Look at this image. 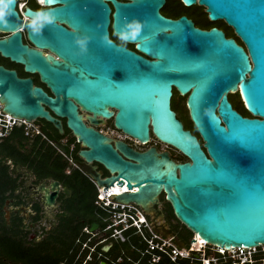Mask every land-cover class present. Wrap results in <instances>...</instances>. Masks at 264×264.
I'll use <instances>...</instances> for the list:
<instances>
[{"label": "water", "instance_id": "95a60500", "mask_svg": "<svg viewBox=\"0 0 264 264\" xmlns=\"http://www.w3.org/2000/svg\"><path fill=\"white\" fill-rule=\"evenodd\" d=\"M182 1L203 6L210 21L223 20L244 48L216 27L200 29L184 16L163 17L159 8L164 0H56L55 20L40 33L31 32L15 8L9 24L0 26L5 34L0 56L37 73L53 97L30 78L0 65V104L14 117L43 119L59 133L64 118L80 143L78 157L109 173L100 178L95 167L85 171L103 191L109 185L136 188L127 193L114 189L112 199L147 211L163 192L175 218L207 244L256 247L264 244V0ZM108 2L113 5L114 32L125 17L143 23L140 36L130 42L145 57L110 40ZM29 9L23 8L25 17ZM23 32L33 47L22 42ZM82 35L89 37L83 54L74 43ZM104 35L111 44L101 39ZM172 87L186 95L189 118L205 151L171 109ZM235 92L251 117L232 108L227 95ZM76 104L90 113V122L113 115L115 127L124 134L145 143L152 133L187 160L174 162L154 148L136 152L116 142L130 159L125 160L106 136L84 124ZM53 146L65 154L59 141ZM46 182L37 191L47 209L56 205L60 183ZM61 191L65 197L71 194L66 187ZM98 226L93 222L89 230Z\"/></svg>", "mask_w": 264, "mask_h": 264}, {"label": "flooded vegetation", "instance_id": "af4514ba", "mask_svg": "<svg viewBox=\"0 0 264 264\" xmlns=\"http://www.w3.org/2000/svg\"><path fill=\"white\" fill-rule=\"evenodd\" d=\"M116 1L124 3L127 2L128 0H116ZM24 2H25V7H29L33 10H36L37 8L42 6L41 0H24ZM107 4L110 8L109 24L107 27L108 36L110 40L118 46H122L128 50H131L137 54L142 55L136 49V43L129 41L127 44L122 45L121 42L118 40V38L114 34L115 32L111 24L113 5L111 2H108ZM159 13L163 17L171 20H176L184 16L190 21H192L195 27L200 29H210L211 27H216L224 32L226 38H233L238 45L244 48L243 43L236 36V34L233 32L231 27H229L223 20L210 21L207 18L205 8L199 5L197 2L186 6L182 0H164L162 6L159 8ZM200 14H204V19H205L204 22H199L197 20V17ZM63 26L67 28L66 25ZM22 42L24 44H27L29 47H33L27 41L25 32H23L22 34ZM42 53L43 55L50 54L54 56V54L49 50H42ZM0 65H2L7 69L15 70L17 75L21 78H30L34 86L42 88V90H44L48 96L53 97V94L51 93L50 89L48 88L46 83L41 81L37 73H27L24 71L22 65L11 62L9 59L3 58L1 56H0ZM237 94L239 95L238 92H235V95L234 93H228L227 95V99L230 102L232 108L236 110L243 117H251V115L245 109L243 102L239 98L240 96L238 97ZM185 97L186 95H180L176 91V89L172 87L170 107L174 111L177 119L182 123L184 129H188L193 135L196 136L202 149L205 151V149L202 146V140L189 118L186 104L183 102V98ZM236 98L239 99L240 104H237ZM76 105H77V112L78 114L81 115L84 124L86 126L94 128L99 133L106 136L108 138V143H110L111 146L116 150V152H118V154H120L122 158H124L125 160H130V159L124 156L123 153L119 150V148L116 147V142H122L123 144H125L127 148L134 150L136 152H143L148 150L149 148H154L157 153L165 152L168 155L169 159L173 160L174 162H184V160H181V157L183 155L178 150L162 142H159L158 140L155 139L152 133H149V138L147 142L145 143L139 142L138 140L124 134L121 130L115 127L113 123V115L110 118H105L100 116L96 117L97 122L93 123L90 122V120L88 119L90 113L82 109L78 104ZM108 109L112 111L113 114L115 113L114 109L111 108ZM181 114L184 116H182ZM42 120L43 119H36L34 120V123L39 127L41 133L44 135V138L42 137V139L46 140L50 145L53 146V141L55 139L49 140L43 131L45 130L51 135H54L55 128L53 127L52 124H47L46 122H44L45 120L44 121ZM60 123L63 130L64 127H66L65 119L61 118ZM74 138H75V142L73 143H69L67 138H63L59 141L60 144H62L65 147L66 149L65 153H68L71 147L73 150L75 147V143H78V145L80 146V143L77 142L76 137ZM54 149L57 150L55 147ZM58 152L62 155L60 151ZM77 164L82 169L83 172L89 171L92 169V167H95L93 172L98 174L100 178H105L109 176L108 172H107L108 174L105 176L101 175L100 171H105L106 169L100 164L91 163V165H87L82 159L81 162ZM10 173L12 174V176L17 177L18 188L15 192L14 198H7L4 201L3 205L0 207V215L2 217V222H0V234L2 235L17 234L18 237H20L22 240H24V235H26L27 242H39L47 235L50 229L54 228L57 225V221L60 213L59 203L57 199L60 194H63L65 197V194L61 191V189L65 186L58 181L60 183V191L56 199V205L53 208L46 209L43 206V204L40 202V193L37 191V187L38 185H40V183L43 180H47L45 184L47 185L49 183L48 179L51 180L54 179L51 177H45L39 179L33 174V172L27 166L19 165V164L10 163ZM36 205L39 207V211L37 213L34 211V207ZM141 211L144 215L145 221L147 222L148 229H146L147 231H144V233L142 234L143 236L140 234L133 235V233H131L132 234L131 236L133 237L131 238V240L128 239V241H130L129 249L131 250L133 257L126 255L125 250L123 249L120 251L119 255L116 256L114 260L110 259V257L106 256L105 254L111 249L113 243L106 241L105 243H101L98 245L101 249V252L98 251L100 254L98 261L100 262L103 261L106 264H108L107 260H109L112 264H122V263L123 264L124 263L153 264L152 259L157 258L156 264H158L159 260H161L162 257L164 256L165 258L162 259V263L168 264L169 261H171L170 256L172 250L178 253L179 250H184L186 247H188L191 238L186 240L185 232L183 228L184 225L175 218L174 214H173L174 217L169 215V211H171L172 213L173 211L170 203L165 199V195L163 192L159 193L157 200L153 204L149 205L147 211L143 209H141ZM35 214H37L39 218L33 221L32 217ZM15 218H17V220H14ZM148 240H152L154 245H156L157 247L150 249L147 243ZM117 241L119 244L127 243L126 242L127 240L124 241L117 240ZM105 245H109L107 251L102 250V247H104ZM158 247H161L162 249H159ZM137 253H139V256L135 258ZM94 259L95 257L93 258V260ZM144 260L146 263H144ZM254 261L255 264H261V263L264 264V253H259L258 256L254 258ZM171 262H173L174 264H184V259L177 256L175 257L174 261ZM0 264H12L11 261L8 260L7 252L4 250L3 247H0Z\"/></svg>", "mask_w": 264, "mask_h": 264}, {"label": "trees", "instance_id": "16d2710c", "mask_svg": "<svg viewBox=\"0 0 264 264\" xmlns=\"http://www.w3.org/2000/svg\"><path fill=\"white\" fill-rule=\"evenodd\" d=\"M54 130V135L45 130L43 132L49 140L60 141L63 138H67L69 143L75 142V138L66 127L63 129V133H59L56 129ZM79 150L80 146L75 143L74 149L70 152L71 157L77 163L81 162L77 155ZM181 160L185 161L187 158L182 156ZM8 161L11 164L27 166L39 179L51 177L71 191V195L67 198L63 194L59 195L57 201L60 213L57 225L50 229L41 241L27 242L26 235H24V240H22L17 234H0V247H3L7 252L8 260L12 264H62V262L63 264H81L88 249L83 250L80 258L76 259L75 256L80 250L81 242L89 236L82 233V228L90 226L93 222H97L100 227L105 225L102 222L101 215L106 216V213L94 204L96 188L93 183L78 169H73L69 174H66L67 160L41 136L27 137L24 136L22 130L14 129L9 135L0 140V207L7 198H14L18 188L17 177L12 176L10 173V163ZM34 211L36 213L39 211L37 205L34 207ZM169 215L174 217L171 211H169ZM38 218V215L35 214L32 220L35 221ZM14 220H17V218ZM0 222H2L1 215ZM183 228L185 238L188 240L193 236V233L185 226ZM125 235L128 237L127 243L119 244L118 241L112 239L107 241L113 243V245L106 252V256L114 260L120 251L124 249L126 255L133 257L129 249L130 241H128L133 236H131L130 230L125 232ZM95 241L96 238L92 237L88 245L92 246ZM98 251L101 252L99 246L96 247V252ZM207 252L209 251L207 250ZM138 256L139 253L136 254L135 258ZM163 258L165 257L163 256ZM162 259L159 260L158 264H163ZM99 262L94 259L88 264H99ZM107 263L112 264L109 260H107ZM144 263H146L145 260ZM168 264L174 263L169 261ZM184 264H200V262H190L189 259L184 258Z\"/></svg>", "mask_w": 264, "mask_h": 264}, {"label": "built area", "instance_id": "2783aa9c", "mask_svg": "<svg viewBox=\"0 0 264 264\" xmlns=\"http://www.w3.org/2000/svg\"><path fill=\"white\" fill-rule=\"evenodd\" d=\"M24 7V0H16V9L19 16L26 20L27 18L22 12ZM14 129L22 130L24 136L27 137L40 135L44 138V135L34 121H26L22 118L12 116L11 114L4 112L2 105L0 104V140L9 135ZM71 151L72 147L70 148L69 153L62 154L68 164L65 168L66 174H69L73 169L82 171L75 160L71 157ZM83 174L87 176L96 188V199L94 204L106 213V216L101 215L102 222L105 223L104 227H100L99 225L94 231H90L89 226L82 228V233L88 234L89 236L81 242L80 250L77 252L75 258H80L83 250L88 249L86 255L81 261V264H88L93 260L95 253V260H99L98 258L100 257V254L99 252H96V247L99 244L105 243L109 239L115 241L127 240L128 237L125 235V232L129 230L133 235H142L144 231H147L146 229H148V225L138 205L132 202H120L109 196L114 189H121L123 193H127L136 188L130 190L126 185L123 187H112V185H109V187L106 186V191H103L104 188H100L92 177L85 172H83ZM92 237H95L96 241L92 246H89L88 242ZM80 240L78 241L80 242ZM147 243L150 249L157 247L152 240H148ZM202 245L203 246L196 248L194 247V243H189L188 247L184 250H179L178 253L172 250L170 260L174 261L175 257L179 256L183 259H189L190 262L199 261L200 264H255L254 258H256L259 253H264V244L256 247H233L229 249L209 245L207 243H203ZM158 248L162 249L161 247ZM207 250L209 252H207ZM156 259L157 258L152 259L153 264H156Z\"/></svg>", "mask_w": 264, "mask_h": 264}, {"label": "clouds", "instance_id": "9594fccd", "mask_svg": "<svg viewBox=\"0 0 264 264\" xmlns=\"http://www.w3.org/2000/svg\"><path fill=\"white\" fill-rule=\"evenodd\" d=\"M55 3L56 0H41V7L36 10L29 9L25 14L27 17L25 26L33 33H40L46 24L54 22L55 14L53 6ZM15 8L16 0H0V26H7L9 24V18L16 15ZM142 29L143 23L139 19L125 17L114 34L123 45L137 39ZM101 39L105 43L111 44L107 35L102 36ZM88 42L89 37L87 35L75 38L74 43L78 47L79 53L83 54L87 51Z\"/></svg>", "mask_w": 264, "mask_h": 264}, {"label": "rangeland", "instance_id": "374dc122", "mask_svg": "<svg viewBox=\"0 0 264 264\" xmlns=\"http://www.w3.org/2000/svg\"><path fill=\"white\" fill-rule=\"evenodd\" d=\"M197 20L199 21V22H204L205 21V19H204V14H200V15H198V17H197ZM0 36H5V34H2V33H0ZM230 95V94H229ZM234 95H235V93H234ZM238 95V94H237ZM238 97H239V95H238ZM240 98V97H239ZM185 99H186V97L185 98H183V102L185 103ZM236 102H237V104H240L239 103V99H237L236 98ZM182 115V114H181ZM182 116H184V115H182ZM80 149H81V146H80ZM175 153V152H174ZM100 173H101V175L102 176H105V175H107L108 173H107V171L105 170V171H100ZM194 236V235H193ZM193 236L191 237V238H193ZM207 247H209V246H207Z\"/></svg>", "mask_w": 264, "mask_h": 264}, {"label": "bare ground", "instance_id": "6f19581e", "mask_svg": "<svg viewBox=\"0 0 264 264\" xmlns=\"http://www.w3.org/2000/svg\"><path fill=\"white\" fill-rule=\"evenodd\" d=\"M194 236H195V240L193 241V243H194V247L198 248V247L203 246V245H202L203 243H206V242L203 241L199 236H197V235H194Z\"/></svg>", "mask_w": 264, "mask_h": 264}]
</instances>
